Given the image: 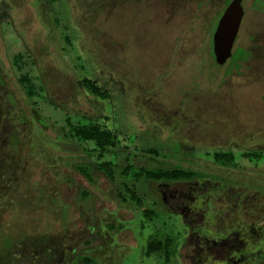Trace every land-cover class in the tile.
Instances as JSON below:
<instances>
[{
    "label": "rangeland",
    "instance_id": "obj_1",
    "mask_svg": "<svg viewBox=\"0 0 264 264\" xmlns=\"http://www.w3.org/2000/svg\"><path fill=\"white\" fill-rule=\"evenodd\" d=\"M39 2L0 0V262L51 264L64 248L91 243L94 257L78 255L75 264H177L167 262L163 249L145 255L148 239L175 237L185 228L158 200L154 185L117 175L158 215L142 229L141 213L135 217L123 206L118 212L127 220H120L107 212L115 209L120 190L103 174L107 170L96 172L94 185L80 175L79 162L101 160L89 151L93 142L74 136L81 125L117 133L118 147L102 161L118 163V171L127 157L164 165L165 155L168 165L198 170L208 181L209 230L264 225V0H243L246 11L233 48L250 55L224 65L211 56L209 37L231 0H52L65 24H54V12L50 24L42 23ZM67 35L74 39L72 51ZM19 76L35 85L42 119L33 114ZM84 76L109 96L93 99L84 92ZM95 111V120L84 117ZM193 144L201 148L195 151ZM173 146L178 150L172 152ZM148 148L159 152L155 161L143 156ZM217 151L233 152L238 165L216 164ZM79 186L97 196L101 226L114 240L96 245L99 234L89 227L98 221L87 219L90 205L83 204ZM121 227L134 233L137 245L130 231L118 239ZM186 245L179 250L185 264H212L199 262L193 243Z\"/></svg>",
    "mask_w": 264,
    "mask_h": 264
},
{
    "label": "flooded vegetation",
    "instance_id": "obj_2",
    "mask_svg": "<svg viewBox=\"0 0 264 264\" xmlns=\"http://www.w3.org/2000/svg\"><path fill=\"white\" fill-rule=\"evenodd\" d=\"M51 1L52 0H45V2L49 3V4H47L48 7L46 8V6L43 5V0H40L39 5H38V9H39L38 11L39 12L36 10V15L38 16L39 20L44 24H50L48 21L50 19L49 15L56 13L54 15L55 16L54 24H65L62 20L63 15H60L57 12V9L55 10L52 8ZM231 1H233V0H231ZM255 2L257 3V0H255ZM242 5H243V0H242ZM11 9H13V8L11 7ZM225 9L223 10V12L225 11ZM243 9H244V15H245L246 10L244 8V5H243ZM244 15H243V17H244ZM68 18H71V14L69 15ZM69 21H68L69 24H73L72 23L73 21L72 22H69ZM215 29L210 32L209 44H211V42L213 41ZM239 30H240V28H239ZM74 36H75V34H74ZM237 37H238V33H237V36L235 38L233 47L235 45ZM65 39H66L64 41L65 44H67L70 47V50L72 51L71 44H72V41H74V39H72V37L70 38L68 35L65 37ZM239 50L241 51L239 57L237 59H234V57H233L234 54H236V52H238ZM82 54L84 55V53H82ZM210 54H211V49H210ZM249 55H250V52L247 49H244L240 46L236 47V48H232V54L225 61V63H227V62H230V63L238 62L239 59H246ZM211 56H212V54H211ZM213 59L219 65L225 64V63H222V64L218 63L217 60L215 59V57H213ZM20 77H23V76H19V78ZM86 78L90 79L89 77L84 76L83 78H81L79 80V84L81 86V89H83L84 92H87L89 95L91 93H89L81 85V81L83 79H86ZM93 81L97 82L96 80H93ZM22 88L25 91L23 86H22ZM104 90H107V89H104ZM25 94H26V92H25ZM36 94H37V90H36ZM91 95H92L93 99H94V97H97L93 94H91ZM34 98L35 97L29 98V100L31 101V105L33 107V114L35 116H37V118L38 117L43 118L42 113H41V108L38 106V104L34 100ZM95 113H96V115H91V116L85 115L84 117H86L88 120H91V119L95 120V118L98 117V114H97L98 112L95 111ZM85 126H91V125H85ZM103 129H106V128H103ZM107 130H110V129H107ZM110 131H112V130H110ZM114 134L117 136L119 143H120V139H119L117 133L114 132ZM65 136L67 137L70 135H65ZM85 141L94 143V145H95L94 148L92 150H89V151H90L92 156H99V158L101 160L98 163L94 162L92 160H86L84 162L78 163L79 165L80 164H91L90 165V170H91V174H92L91 178H88L84 174L79 172L78 170L77 171L80 173V175H82L86 179V181L89 184L94 185V184L98 183V180H96V176H95L96 172L103 173V171H102L103 169L99 168V167L101 166L102 163L108 162V163H110V166H111V169L113 170V172L110 175H109V172H107V171L104 172L103 174L107 177V179L113 185L117 184L119 189H120L118 194H117L118 197H116L115 209H113V210L106 209L107 212L108 211L109 212H112V211L115 212L116 216L118 218H120V220H127V219H123V217L121 215H119V212H118L119 210L124 209L123 206H126L128 209H130V211L134 212L135 217H136V213H141V215L143 217H141V216H139V217L142 218V222L145 223V224L141 225L142 229H145L146 226L150 227V223L153 222V220H155L156 217H158V215L154 209H150L149 207L147 208L144 205L145 199H143L139 195V193L136 191V189L129 184L128 180H118L117 175L119 172V175L122 178H124V177L125 178H127V177L132 178V180H134L136 182L147 181L149 184H151V186L154 185L155 189H156V190H154V192H155L158 200L161 203H163L164 205H166L167 208L171 212L176 213L177 216L180 217V221L182 222V224L185 227L182 231L183 233L181 231H179L181 233H177V235L175 237L174 236L173 237L168 236V237L164 238L163 240L157 239V237H155V236L152 237L151 239H148V242L146 243V250H145L146 256H152V255H156V254L161 255V253H159V251H157L155 253V252H151L149 250L150 244L153 245L154 242H158L160 240L166 245L163 250H164V256L168 260L167 262H174V261L176 262L177 261L176 262L177 264H185L184 260L181 261V259H180V254H179L180 246H181V244L185 243V244H187L186 245V247H187L189 243L190 244L193 243V248L195 250H197V253H198L199 262H201V260L202 261L205 260V261H211L212 264H264V243L262 246L259 245L258 247H255L254 245L250 244L251 242H248L247 238L244 237L246 232H248L247 229L242 228V230H241V228H235L232 231H227L228 229H225L224 231L213 232L212 230L208 229V225H205V224H208V222L206 221V212L209 213V211H210V208L207 209V207H205L206 206L205 205L206 204V200H205L206 195L204 193L203 186H205L206 189L208 187V184H207L208 181H202V180H206L205 178L196 177V178L190 179V180H138L136 177L138 175L139 167H141V166L153 167L155 163L154 164L153 163L152 164H149V163L137 164L136 161L140 157L135 158V160L131 161V162L129 161L130 158L127 157L126 163L123 165H120L122 167V169H120L118 171L117 170V169H119L118 163H115L111 160L110 161H102V160H103V157L106 153L109 154V152L116 150L119 143L116 147H111L110 151L102 152V150H100L98 148L97 144L94 141H91V140H85ZM182 142H184V141H182ZM262 146H264V145H262ZM197 148H201V146L200 145L194 146V144H193L192 149L197 151L196 150ZM214 148H218V147L215 146ZM249 149L250 148L245 149V150H249ZM149 150H155V149H153V148L145 149L144 150L145 155H143V156L145 157V159L147 158L150 161H155L156 155L155 156L152 155L149 152ZM177 150H178V148L173 146L172 152L177 151ZM139 156H141V155H139ZM153 157H155V158H153ZM164 157L165 158H163V159L161 158L164 165H166V166H175L176 165V162H174L171 165H168V163H169V161L167 160L168 158L166 157V155ZM160 163H161V161L156 165H161ZM176 167H186V166H182L179 163V165H176ZM114 168L116 169V172H114ZM227 184H228V182H227ZM79 188L81 189L80 190L81 195L84 197L83 204L85 201L87 203V206L90 205L89 206L90 212L88 211L89 213L88 214L86 213L87 219L89 220L90 223H95L96 220L98 221L97 224H95L93 226L91 224L89 227L91 229V232H93L95 230L96 233L99 234L98 238L96 237L97 238L96 239V243H97L96 245H100V244L102 245L103 244L102 242H105V241L107 242V240H110V241L114 240V238L110 234V231H108L110 229L106 230L101 226L100 216H99V214L96 213L98 211L97 210V196H95V194H93L87 188L80 187V186H79ZM208 191H209V189H208ZM124 195L125 196L129 195L130 199H127L126 197H124ZM138 198H140L139 201H137ZM90 199L93 201L91 202ZM55 201H58V200L55 199ZM203 201H205V202H203ZM129 203L131 204L132 208L134 207L133 209L128 207ZM203 206L206 208V210L203 209ZM146 211H147V213L153 211L156 215L154 217L153 216L149 217V216H147ZM199 211L201 213H198ZM198 214L200 215V219L197 217ZM207 216L210 217L209 215H207ZM212 218H213V216H212ZM200 220H201V222H200ZM111 223H113V222H111ZM110 226H111L112 232L116 231L114 224L110 225ZM127 231H130L132 233L133 241L135 242V245H137V239L134 236V233L130 229H124L123 227L119 228V232L117 233L118 239H122L121 238L122 234L124 232H127ZM90 244L91 243H87V246L84 248H81V249L76 247V246L71 247V248H67V247L64 248L63 252L61 253L62 254L61 259L60 260L53 259V261L54 260L55 261L52 262L51 264H75L73 261L74 258L78 255H81V254L85 255L86 258L94 257V256H92L90 249H91V247H93L91 245H95V244H91V245ZM85 248L87 250H85ZM49 253H50V250H49ZM95 257H97V256H95ZM97 258L100 259L99 257H97ZM6 261L7 260H5L3 258L0 262V264H2V263L5 264V263H7Z\"/></svg>",
    "mask_w": 264,
    "mask_h": 264
},
{
    "label": "trees",
    "instance_id": "obj_3",
    "mask_svg": "<svg viewBox=\"0 0 264 264\" xmlns=\"http://www.w3.org/2000/svg\"><path fill=\"white\" fill-rule=\"evenodd\" d=\"M214 39V38H213ZM211 48V54L213 57H215L216 50H215V42L214 40L210 44ZM241 51L239 50L234 55V59H237L240 55ZM216 59V57H215ZM219 63V62H218ZM20 84L24 87L25 92L29 98H33L36 95V89L35 85L31 81V79L27 76H23L19 78ZM81 85L86 89L89 93L103 97L109 96V93L107 90H104L101 86H99L95 81L91 79H83L81 81ZM74 135L78 136L82 140H91L94 141L98 148L102 150V152H108L110 151L111 147H116L119 143V140L117 136L114 134V132L107 130V129H101L98 126L91 125V126H77L74 127ZM149 152L152 155H157L159 152L157 150H149ZM253 157L257 158L259 155L253 154ZM155 158V157H153ZM213 160L216 164L220 165H227V166H233L235 167L238 165L237 158L235 154L231 151L227 152H220L217 151L213 154ZM91 164H78L79 172L84 174L86 177L91 178V170H90ZM99 168L107 170L109 172V175L112 174L113 170L111 169L110 163L105 162L102 163ZM198 170L191 169L188 167H176V166H166V165H154L153 167H147V166H141L139 167L137 179L138 180H190L198 177L197 174ZM140 198H138L137 201H139ZM147 213V211H146ZM156 214L151 211L147 213V216L154 217ZM248 232L244 235L245 238H247L248 242H251L250 244L254 245L255 247H258L259 245L262 246L264 243V225L262 224H256L253 226H249L247 228ZM150 244L149 250L151 252H157L160 251V249H164L166 246L162 241L154 242V244L151 246ZM90 259V258H86Z\"/></svg>",
    "mask_w": 264,
    "mask_h": 264
},
{
    "label": "water",
    "instance_id": "obj_4",
    "mask_svg": "<svg viewBox=\"0 0 264 264\" xmlns=\"http://www.w3.org/2000/svg\"><path fill=\"white\" fill-rule=\"evenodd\" d=\"M244 15V9L242 5V0H233L229 8L226 9L224 18L218 23L215 32H214V42L216 50V60L219 63H225V61L231 56L232 48L239 31L242 18ZM226 19V23L224 20ZM221 24L225 27L223 29V34L220 35Z\"/></svg>",
    "mask_w": 264,
    "mask_h": 264
}]
</instances>
